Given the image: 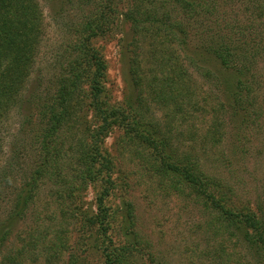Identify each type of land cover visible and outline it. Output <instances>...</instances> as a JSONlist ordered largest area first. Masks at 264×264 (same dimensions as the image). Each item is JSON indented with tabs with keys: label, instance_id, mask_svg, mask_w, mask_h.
Masks as SVG:
<instances>
[{
	"label": "trees",
	"instance_id": "1",
	"mask_svg": "<svg viewBox=\"0 0 264 264\" xmlns=\"http://www.w3.org/2000/svg\"><path fill=\"white\" fill-rule=\"evenodd\" d=\"M50 1L69 19L67 38L32 80L40 0H0V264H169L118 182L113 129L131 161L201 208L205 242L184 264H264V194L239 193L227 169L263 152L264 0ZM115 34L119 101L94 43Z\"/></svg>",
	"mask_w": 264,
	"mask_h": 264
},
{
	"label": "rangeland",
	"instance_id": "2",
	"mask_svg": "<svg viewBox=\"0 0 264 264\" xmlns=\"http://www.w3.org/2000/svg\"><path fill=\"white\" fill-rule=\"evenodd\" d=\"M40 3L44 16L45 34L40 45L37 67L31 75L32 80L39 74V69H44L59 52L67 38L69 21L68 17L59 16L54 12L50 0H40ZM118 36L115 34L100 37L94 42L106 59L105 88L111 99L115 101L123 98L127 88L126 68H124L118 52ZM199 91L202 95L212 96L214 93L211 87H206L204 84L202 87L199 85ZM153 113L156 116H161V111L156 108ZM204 117L200 112H197L189 124L199 127L206 122L207 117ZM20 119L21 115L16 111L8 121L2 157L7 154L12 132ZM174 126L176 130L186 127L185 124L181 125L180 123H174ZM120 132L119 129H113L105 138V147L115 156L118 182L125 189L126 198L131 199L136 206L138 226L143 233L152 238L160 254L169 264H184L187 249L193 245L195 247L196 243L201 246L205 242V236L202 234L204 214L193 199L163 189L155 177L137 162L131 161L130 155L121 151L118 145ZM259 142L262 153L255 154L244 162L231 161L227 168L233 170V180L240 187L239 193L245 196L253 195L256 192L264 194V137ZM216 166L217 161L215 166H211L212 170H215ZM225 171L227 170L225 169ZM94 188L89 186L86 191V198L90 201H93L95 196ZM122 188L118 194L123 193ZM119 202L120 198L117 195L114 198V204Z\"/></svg>",
	"mask_w": 264,
	"mask_h": 264
}]
</instances>
